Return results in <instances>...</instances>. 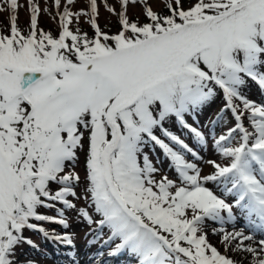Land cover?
<instances>
[{"label":"snow or ice","instance_id":"1","mask_svg":"<svg viewBox=\"0 0 264 264\" xmlns=\"http://www.w3.org/2000/svg\"><path fill=\"white\" fill-rule=\"evenodd\" d=\"M136 2L120 0L121 29L114 35L97 23V0H89L87 12L64 6L57 37L38 27L35 0H29L27 33L17 23L18 0H0V12L10 14L9 31L0 30V264H19L16 247L34 246L25 228L73 245L71 234H50L31 221L67 228L64 209L49 216L38 208L60 202L75 209L69 197L80 198L81 183L89 206L78 213L101 234L105 226L110 230L106 244L119 239L111 255L127 249L140 264H242L221 254L205 230L208 220L236 221L234 208L253 232L264 231V102L245 94L249 80L264 91V0H191L187 6L168 0V14L144 0L146 23L127 15ZM55 5L59 9L61 0ZM73 15L90 16L95 36L72 31ZM221 96L209 131L227 162L209 160L214 171L202 175L185 155L199 159L198 153L164 125L174 118L207 143L185 117ZM228 112L235 124L216 136ZM149 143L169 158L177 179H157L160 169L144 151ZM80 150L83 177L74 167ZM210 181L220 194L207 187ZM212 231L226 247L237 241L234 250L251 253L252 264H264V239L254 246L244 243L254 236L243 229Z\"/></svg>","mask_w":264,"mask_h":264},{"label":"rangeland","instance_id":"2","mask_svg":"<svg viewBox=\"0 0 264 264\" xmlns=\"http://www.w3.org/2000/svg\"><path fill=\"white\" fill-rule=\"evenodd\" d=\"M21 7L18 10V26L21 30L27 33L30 30V8L29 0H18ZM39 4L40 12L38 14V27L43 29L45 32H51L53 36L59 35L61 32V22L60 14L63 12L64 6L70 8L73 13L80 12L82 9L87 12L89 9V0H74V3L69 5L67 0H61V7L57 9L55 5V0H35ZM168 0H146V4L150 5L154 11L160 14H168L167 8L165 7ZM185 6L191 3V0H183ZM146 4L144 0H138L136 3H130L127 7V15L129 19L135 21L139 20L140 23L148 22V17L145 14ZM98 14L96 16L97 23L103 32L109 35H114L121 29L119 22V17L117 15L121 10L120 0H97ZM110 8H114L115 12L110 11ZM72 23L69 28L72 31L80 30L81 33H87L89 37L95 36V28L90 23L91 17L88 15H81L79 20L73 15L71 17ZM10 27V14L8 11L0 12V30L9 31ZM245 94L248 95L250 99L261 103L264 102V91H261L259 87L249 80L247 87L245 88ZM222 96L215 99L212 103L206 105L201 110L186 114V120L188 123L193 124V126L199 127L204 131L207 137V143L201 144L197 141L194 135L186 128H182L179 123L173 118L165 122V127L173 131L177 135H180L193 150L198 153L199 159H196L191 154H185L186 158L198 164L202 170V175L211 174L214 171L212 165L208 164L209 160H216L218 163H226L219 154L218 150L215 148L212 134H210V128L212 125L209 123L218 111L223 107ZM235 121L230 112L225 114L224 121L218 125L215 129V135L219 136L227 131L229 127L234 126ZM245 125L249 128L250 122L245 121ZM157 135L161 133L157 130ZM161 138H164L161 135ZM238 140V137H237ZM144 151L148 153L153 163L160 169L157 174V179L162 175H167L170 179H177V173L171 165V161L167 158L163 151L156 145L149 143L145 146ZM78 161L75 163L74 167L77 172L80 173L81 177L85 174V152L80 150L78 152ZM72 165L69 164L67 170H72ZM207 187L212 189L217 194H220V187L214 182H208ZM59 185L53 184V191L57 190ZM76 191L79 199L74 197H69L73 203L76 204L75 209H68L65 205L60 202H54L56 204L53 208L40 207L38 212L49 215L58 216L59 209H64V218L67 219L68 227L65 228L63 225L54 222L47 221H35L37 224H42L41 226L47 230L50 234H71L73 237V245H62L61 242L53 240L51 238H46L43 233L39 231H33L32 229L25 228L23 230V235L25 238H29L34 242L33 245L27 243L20 244L16 247L14 259L19 262V264H26V262H32V264H140L139 257L133 254L130 250H122L116 255H111L110 253L115 248V245L120 241L116 239L111 243L106 244L105 241L111 234L110 230L105 226L101 229L95 223L89 224L79 213L78 209L88 207L89 201L85 200L83 197L85 193V186L83 183L76 187ZM229 203H233L234 200L231 196L227 197ZM92 211V209H89ZM237 216L236 221H227L224 225H221L218 221H206L205 230L208 233L209 242L215 246L221 254L227 255L235 261H241L242 264H252L253 256L251 253L243 251H235V244L237 241H233L232 245L225 246L222 243V235L219 233H213L212 229H219L221 227L225 228L227 231L231 232L235 230L243 229L246 235H253V241H245V244L253 243L264 239V231L253 232L248 226V219L246 216L240 214V210L237 208L233 209ZM93 219L99 220L101 217L99 214L92 212ZM227 216L226 212L224 213ZM228 248V249H227ZM119 259V260H117Z\"/></svg>","mask_w":264,"mask_h":264},{"label":"trees","instance_id":"3","mask_svg":"<svg viewBox=\"0 0 264 264\" xmlns=\"http://www.w3.org/2000/svg\"><path fill=\"white\" fill-rule=\"evenodd\" d=\"M167 12H168V10H167ZM31 222L36 223L34 219Z\"/></svg>","mask_w":264,"mask_h":264},{"label":"bare ground","instance_id":"4","mask_svg":"<svg viewBox=\"0 0 264 264\" xmlns=\"http://www.w3.org/2000/svg\"><path fill=\"white\" fill-rule=\"evenodd\" d=\"M62 245H63V243H62ZM228 249V248H227ZM117 260H119V259H117ZM101 264H105V263H101Z\"/></svg>","mask_w":264,"mask_h":264}]
</instances>
